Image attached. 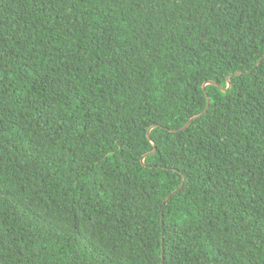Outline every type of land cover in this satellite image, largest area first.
Here are the masks:
<instances>
[{"label": "trees", "instance_id": "trees-1", "mask_svg": "<svg viewBox=\"0 0 264 264\" xmlns=\"http://www.w3.org/2000/svg\"><path fill=\"white\" fill-rule=\"evenodd\" d=\"M0 264H264V0H0Z\"/></svg>", "mask_w": 264, "mask_h": 264}, {"label": "water", "instance_id": "water-1", "mask_svg": "<svg viewBox=\"0 0 264 264\" xmlns=\"http://www.w3.org/2000/svg\"><path fill=\"white\" fill-rule=\"evenodd\" d=\"M228 87H229V86H228ZM208 107H209V101L207 100L206 108H205V110L203 111L202 114H204V113L207 111ZM187 125H188V124H187ZM187 125H186V126H187ZM186 126H185V127H186ZM185 127H184V128H185ZM182 186H183V184H181V186L179 187V189L176 190V191H174V192L172 193V195L175 194V193H177V192L182 188ZM168 198H169V197H168ZM168 198H167V200H168Z\"/></svg>", "mask_w": 264, "mask_h": 264}]
</instances>
